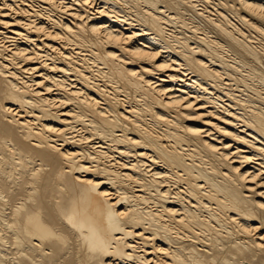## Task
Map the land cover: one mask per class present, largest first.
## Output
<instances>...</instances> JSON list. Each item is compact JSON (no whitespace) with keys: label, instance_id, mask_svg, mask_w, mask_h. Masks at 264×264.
<instances>
[{"label":"bare ground","instance_id":"obj_1","mask_svg":"<svg viewBox=\"0 0 264 264\" xmlns=\"http://www.w3.org/2000/svg\"><path fill=\"white\" fill-rule=\"evenodd\" d=\"M0 264H264V0H0Z\"/></svg>","mask_w":264,"mask_h":264}]
</instances>
